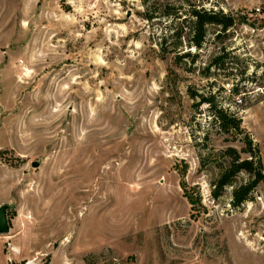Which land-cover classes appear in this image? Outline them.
Segmentation results:
<instances>
[{"label": "rangeland", "instance_id": "rangeland-1", "mask_svg": "<svg viewBox=\"0 0 264 264\" xmlns=\"http://www.w3.org/2000/svg\"><path fill=\"white\" fill-rule=\"evenodd\" d=\"M261 2L0 0V264H264V184L213 195L247 133L264 166ZM195 7L235 22L197 48Z\"/></svg>", "mask_w": 264, "mask_h": 264}, {"label": "trees", "instance_id": "trees-1", "mask_svg": "<svg viewBox=\"0 0 264 264\" xmlns=\"http://www.w3.org/2000/svg\"><path fill=\"white\" fill-rule=\"evenodd\" d=\"M192 16L194 18L192 44L197 48H201L209 24L218 25L221 27L220 31H226L235 22V18L231 14L218 9L195 7L192 10ZM213 116L223 130L227 131L234 128L244 132L241 119L234 114H230L219 108L215 109ZM244 145L243 151L248 153L246 157H242L241 153L234 146H229L227 148L226 151L230 158L229 163L213 184V195L214 197H219L223 194L224 189L228 185L233 184L235 178L241 172L248 173V180L238 184L233 189L232 204L234 206H240L245 201L249 200L255 189L260 184H264V166L259 158L257 145L248 133L245 135ZM186 196L193 206L200 202V197H194L193 194H187ZM11 214H14L13 210L8 212V215Z\"/></svg>", "mask_w": 264, "mask_h": 264}, {"label": "water", "instance_id": "water-1", "mask_svg": "<svg viewBox=\"0 0 264 264\" xmlns=\"http://www.w3.org/2000/svg\"><path fill=\"white\" fill-rule=\"evenodd\" d=\"M40 164L39 161H34L33 166H38ZM13 205L10 203H2L0 204V234H7L10 232L9 218L8 212L13 209ZM120 264V263H116Z\"/></svg>", "mask_w": 264, "mask_h": 264}, {"label": "built area", "instance_id": "built-area-1", "mask_svg": "<svg viewBox=\"0 0 264 264\" xmlns=\"http://www.w3.org/2000/svg\"><path fill=\"white\" fill-rule=\"evenodd\" d=\"M253 11L257 15H262V14L264 15V0H262V2L260 3V5L254 7L253 8Z\"/></svg>", "mask_w": 264, "mask_h": 264}]
</instances>
